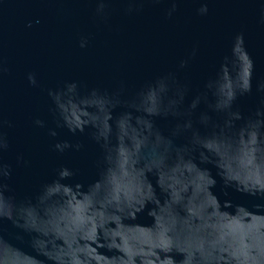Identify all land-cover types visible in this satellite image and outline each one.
<instances>
[{
    "label": "water",
    "instance_id": "1",
    "mask_svg": "<svg viewBox=\"0 0 264 264\" xmlns=\"http://www.w3.org/2000/svg\"><path fill=\"white\" fill-rule=\"evenodd\" d=\"M0 264H264V0H0Z\"/></svg>",
    "mask_w": 264,
    "mask_h": 264
}]
</instances>
